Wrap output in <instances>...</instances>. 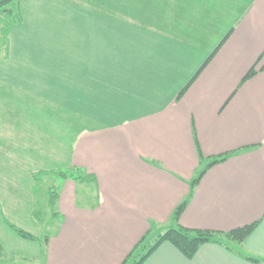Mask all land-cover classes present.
Here are the masks:
<instances>
[{"label": "crops", "instance_id": "1", "mask_svg": "<svg viewBox=\"0 0 264 264\" xmlns=\"http://www.w3.org/2000/svg\"><path fill=\"white\" fill-rule=\"evenodd\" d=\"M19 10L22 23L0 60V97L22 95L30 127L53 129L60 149L28 165L19 150H0L4 250L7 217L32 242L43 233L32 175L67 172L55 234L44 248L20 246L31 260L122 264L148 233L153 240L177 225L230 232L259 222L238 254L206 244L189 260L164 243L146 264H264V0H23ZM20 51L73 54L75 64H17ZM10 113L0 138L16 135L21 112ZM34 137L21 149L39 146ZM13 161L25 167V191L13 188Z\"/></svg>", "mask_w": 264, "mask_h": 264}, {"label": "rangeland", "instance_id": "2", "mask_svg": "<svg viewBox=\"0 0 264 264\" xmlns=\"http://www.w3.org/2000/svg\"><path fill=\"white\" fill-rule=\"evenodd\" d=\"M57 36V35H55ZM57 38V37H56ZM56 46L57 44H53ZM62 53L59 52H54L51 51L49 52V56L43 57V56H38L37 53H35V56L30 57V55L25 52V51H20V52H15V60L17 61V64L19 63H25L29 62V65L32 64V66H35V68H40V69H49V68H58L60 66H74L75 64V59L74 55L71 54L70 57L72 58H67L66 56L60 57ZM2 60H5V58H2ZM11 95L7 97V102L4 103L5 98L0 97V120L5 121L8 119V124L10 123V120L12 117L15 115L10 113L12 110L15 112L17 111L18 113L21 112V115L19 120L21 122H17L15 125V131L16 135L9 137V138H0V150H5V149H10V147L13 150H19L14 154V156H18L19 160H23L27 163L33 161V159H38L40 162L44 163L46 160V156L43 154L45 150H57L60 149V146L58 143L60 142L57 132H53V129L51 130H46L44 135L40 133L38 128L40 127L38 124H36V129H32L30 125L34 124L31 123L30 117H33L31 115V110L28 108L27 103L24 104H19L18 99L23 100V96L16 95V92H9ZM12 94H14L12 96ZM11 103V104H10ZM18 103V104H16ZM26 104V105H25ZM15 118V117H14ZM25 120V121H24ZM43 124H47V122L43 121ZM52 127L58 126V122H51ZM42 129V127H40ZM34 133L36 134L37 139L35 138V142L39 144V146L35 147L34 150L29 149L26 151V149H21L20 146L26 145L29 143H33V138ZM39 134V135H38ZM48 143H53V147H49ZM56 143V144H54ZM2 158L6 157L5 155H0ZM5 160V159H4ZM12 163V159H7L6 164L10 165ZM15 164V167H11L8 169V173H13L12 175H16L17 179L16 181L18 182L16 186H14V189H18L19 191H25L26 189V183H25V167H22L21 164H16V161H13ZM27 169V168H26ZM65 173L66 175L68 174L67 172H61L59 174H49L47 176L45 175H39V174H33L32 175V190L35 193L36 196V203H37V211H39V216L42 220L44 230L43 233L40 235L38 238V241L32 242L30 240L22 239L20 236L17 235L16 231H13L17 227H15V223L11 221L9 217L7 219H3L5 222V225L7 226L6 231H7V236H4V241H5V248H3V256L2 259L0 260V264H44V260L42 259H30L27 257L32 254V251L25 248L23 251V255L21 254V245H24V247H34V249H39L40 246L43 248L45 247L47 240L51 238L57 228L60 226L61 223V217L55 218V215L57 213L56 209V200L58 197V190L59 187L63 184V180L61 179L62 176L61 174ZM80 178L79 176H77ZM58 188V190H57ZM79 194L80 198L84 199V194L87 195V187L84 185H80L79 188ZM51 201V202H49ZM52 201L55 202V204H52ZM50 204V205H49ZM14 226V227H13ZM20 228V227H18ZM154 241V240H153ZM152 241V243H153ZM1 244V241H0ZM2 246V244H1ZM23 247V246H22ZM20 250V251H19ZM20 254V255H19Z\"/></svg>", "mask_w": 264, "mask_h": 264}, {"label": "trees", "instance_id": "3", "mask_svg": "<svg viewBox=\"0 0 264 264\" xmlns=\"http://www.w3.org/2000/svg\"><path fill=\"white\" fill-rule=\"evenodd\" d=\"M23 0H0V60L2 58L7 59L10 53V35L12 31L22 23V16L19 10V5ZM257 71L252 69L245 77L243 82H246L256 76ZM191 84V83H190ZM186 87L181 94L187 90ZM231 154L222 155L215 158L207 166L206 170L214 165L226 161ZM206 170H203L193 182V187L199 184L201 178L205 174ZM41 176L42 173L40 172ZM45 175V174H43ZM62 178H66V174H61ZM52 204H55L52 201ZM189 204V200L186 199L180 204L173 214L174 223H178L180 217L186 210ZM259 222L253 223L242 228L232 230L230 232H214L207 230H193L177 225L160 234L155 239L150 238V234H146L141 241L134 247L129 256L125 259L122 264H146L147 260L157 251V249L164 243L172 244L178 249L187 259L191 260L197 254L199 249L206 244L220 245L227 250L239 253L241 247L246 243L248 238L257 228ZM20 237L26 240H33L34 238L22 231L15 229ZM153 241V243H152ZM3 256V248L0 244V260ZM253 262H258L253 259Z\"/></svg>", "mask_w": 264, "mask_h": 264}]
</instances>
